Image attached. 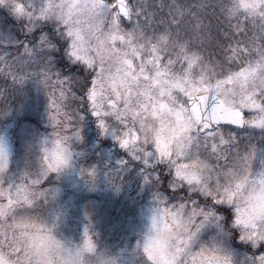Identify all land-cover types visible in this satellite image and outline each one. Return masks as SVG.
Returning a JSON list of instances; mask_svg holds the SVG:
<instances>
[{
    "label": "snow or ice",
    "instance_id": "obj_1",
    "mask_svg": "<svg viewBox=\"0 0 264 264\" xmlns=\"http://www.w3.org/2000/svg\"><path fill=\"white\" fill-rule=\"evenodd\" d=\"M0 77L58 91L69 135L90 111L137 158L159 200L149 264H264V0H0ZM3 25L12 23L3 13ZM5 91L0 89V96ZM62 109H64L62 111ZM70 109V111H68ZM46 173L67 144L44 149ZM94 176V172H93ZM39 180L17 181L0 146V264L73 262L40 219Z\"/></svg>",
    "mask_w": 264,
    "mask_h": 264
},
{
    "label": "rangeland",
    "instance_id": "obj_2",
    "mask_svg": "<svg viewBox=\"0 0 264 264\" xmlns=\"http://www.w3.org/2000/svg\"><path fill=\"white\" fill-rule=\"evenodd\" d=\"M34 68L36 74L14 86L0 77V89L5 91L0 96V146L9 170L21 183L41 182L45 195L39 201V216L57 238L79 248L87 232L97 244L94 257L110 255L120 264H149L143 245L151 235L159 200L151 180L146 181L148 157L137 158L122 147L116 133L105 132L91 111L87 117L97 136L83 117L79 135L66 142L69 131L57 107L58 91L51 95L39 66ZM46 143L48 147L66 143L69 164L46 173ZM82 259L84 264L95 260L89 262L87 254Z\"/></svg>",
    "mask_w": 264,
    "mask_h": 264
},
{
    "label": "clouds",
    "instance_id": "obj_3",
    "mask_svg": "<svg viewBox=\"0 0 264 264\" xmlns=\"http://www.w3.org/2000/svg\"><path fill=\"white\" fill-rule=\"evenodd\" d=\"M59 239V238H57ZM63 250L66 256L71 258L74 262L77 256L83 255L82 250L74 245H70L63 241ZM37 264H56L57 251L51 244L41 245L40 242L36 244ZM93 264H120V261L115 256L110 255H96Z\"/></svg>",
    "mask_w": 264,
    "mask_h": 264
},
{
    "label": "trees",
    "instance_id": "obj_4",
    "mask_svg": "<svg viewBox=\"0 0 264 264\" xmlns=\"http://www.w3.org/2000/svg\"><path fill=\"white\" fill-rule=\"evenodd\" d=\"M5 12H6V10H3V9L0 8V22L3 21V19H4L3 13H5ZM8 19L11 20L12 23H10L8 25H3V23H0V30H4V31H8V32L18 31L19 30V28H18V25L19 24H17L16 22H14L12 20V18L9 16V14H8ZM88 115H89V113L86 116H84V117H87ZM87 119H88L87 121H88V123L90 125L91 130L97 136V133H96V130H95V126L93 125L94 124L93 123V120L90 117H87ZM97 139H100V138L97 137ZM103 144H105V142H103ZM135 164H137V163H135Z\"/></svg>",
    "mask_w": 264,
    "mask_h": 264
}]
</instances>
